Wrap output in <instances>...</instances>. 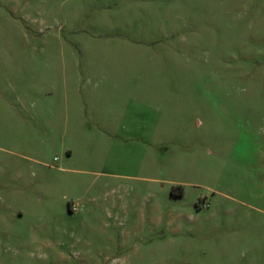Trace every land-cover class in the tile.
<instances>
[{"label": "rangeland", "instance_id": "rangeland-1", "mask_svg": "<svg viewBox=\"0 0 264 264\" xmlns=\"http://www.w3.org/2000/svg\"><path fill=\"white\" fill-rule=\"evenodd\" d=\"M0 264H264V0H2Z\"/></svg>", "mask_w": 264, "mask_h": 264}, {"label": "crops", "instance_id": "crops-1", "mask_svg": "<svg viewBox=\"0 0 264 264\" xmlns=\"http://www.w3.org/2000/svg\"><path fill=\"white\" fill-rule=\"evenodd\" d=\"M2 0H0V2H1ZM3 61H4V58H3ZM1 82L4 84V83H6L7 85H9L10 84V82H9V80H8V78L6 79V77H3V79L1 80ZM4 86V85H3ZM72 204H74V203H72ZM71 204V205H72ZM72 209V208H71ZM75 209H76V205H75ZM75 209H72V210H75Z\"/></svg>", "mask_w": 264, "mask_h": 264}, {"label": "built area", "instance_id": "built-area-1", "mask_svg": "<svg viewBox=\"0 0 264 264\" xmlns=\"http://www.w3.org/2000/svg\"><path fill=\"white\" fill-rule=\"evenodd\" d=\"M71 208H72V209H75V205H74V204H72V205H71Z\"/></svg>", "mask_w": 264, "mask_h": 264}]
</instances>
